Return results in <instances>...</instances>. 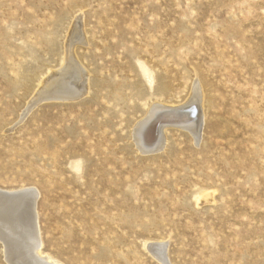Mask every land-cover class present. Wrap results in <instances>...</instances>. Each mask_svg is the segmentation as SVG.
Returning a JSON list of instances; mask_svg holds the SVG:
<instances>
[{
  "label": "rangeland",
  "instance_id": "obj_1",
  "mask_svg": "<svg viewBox=\"0 0 264 264\" xmlns=\"http://www.w3.org/2000/svg\"><path fill=\"white\" fill-rule=\"evenodd\" d=\"M69 55L84 87L43 96ZM29 189L58 264H264V0H0V191Z\"/></svg>",
  "mask_w": 264,
  "mask_h": 264
},
{
  "label": "bare ground",
  "instance_id": "obj_2",
  "mask_svg": "<svg viewBox=\"0 0 264 264\" xmlns=\"http://www.w3.org/2000/svg\"><path fill=\"white\" fill-rule=\"evenodd\" d=\"M76 32L77 31H75L74 34ZM76 64L77 62H75L72 56L69 55L67 58L66 68L64 70L62 69L59 74L54 73V75L45 79L40 93L43 94V96H49L55 88L56 94L60 95V97H71L77 95V92L82 89L81 86H83V84L82 82H74L75 78L71 76L76 75L77 78H83V76L80 75L79 68ZM149 123L150 118L143 120L140 125H138L139 133H137V135H140V133L145 130V127H148ZM161 132L162 131L157 127L155 130L150 131L149 136L147 135L150 139L153 138L152 140H156L151 147H161ZM29 190L18 192L13 191V193L0 191V240L6 246L8 258L10 260L15 258L14 262L16 263L58 264L55 263L51 256L44 255L42 253L43 245L41 242L42 240L39 239L40 235L38 236L39 228L36 220L37 218L35 217L36 210H34L36 196L34 195L35 192ZM147 247L152 254L154 253L156 255L157 260L160 259L164 264H168L167 253L165 250L166 246H164L163 243H150Z\"/></svg>",
  "mask_w": 264,
  "mask_h": 264
}]
</instances>
